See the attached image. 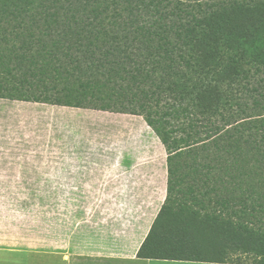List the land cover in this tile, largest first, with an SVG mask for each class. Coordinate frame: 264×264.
Listing matches in <instances>:
<instances>
[{"label":"trees","instance_id":"trees-1","mask_svg":"<svg viewBox=\"0 0 264 264\" xmlns=\"http://www.w3.org/2000/svg\"><path fill=\"white\" fill-rule=\"evenodd\" d=\"M0 75L155 132L167 198L139 258L264 264V0H0Z\"/></svg>","mask_w":264,"mask_h":264},{"label":"rangeland","instance_id":"rangeland-1","mask_svg":"<svg viewBox=\"0 0 264 264\" xmlns=\"http://www.w3.org/2000/svg\"><path fill=\"white\" fill-rule=\"evenodd\" d=\"M167 157L140 116L11 100L0 92V248L32 254L52 248L53 223L67 221L68 204L100 202L107 195L69 194L66 187H84L87 179L99 190L100 179L95 178L102 173L141 172L135 193L141 205L151 200V214L157 218L167 198ZM36 260L6 261L37 264ZM227 262L255 264L253 257L238 255Z\"/></svg>","mask_w":264,"mask_h":264},{"label":"crops","instance_id":"crops-1","mask_svg":"<svg viewBox=\"0 0 264 264\" xmlns=\"http://www.w3.org/2000/svg\"><path fill=\"white\" fill-rule=\"evenodd\" d=\"M141 176L138 171L102 173L95 178L100 179L99 190L87 179L84 187H66L69 194L107 195L100 202L68 204L67 221L56 219L53 223L52 248L33 254L20 248H0V258L5 260L0 264H14L6 260L15 257H35L37 264H177L179 261L137 256L156 219L151 214V200L145 204V199L146 206L141 205L135 193Z\"/></svg>","mask_w":264,"mask_h":264}]
</instances>
